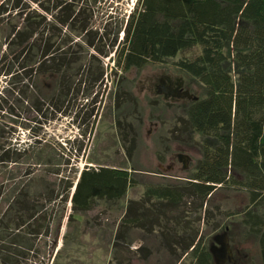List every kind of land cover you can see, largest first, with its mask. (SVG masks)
I'll return each instance as SVG.
<instances>
[{
	"label": "trees",
	"instance_id": "16d2710c",
	"mask_svg": "<svg viewBox=\"0 0 264 264\" xmlns=\"http://www.w3.org/2000/svg\"><path fill=\"white\" fill-rule=\"evenodd\" d=\"M99 1H0V25L8 28L0 69L8 81L0 97V264H55L53 250L43 251L39 240L44 230L49 236L53 219L58 217L60 224L65 216L64 207L49 211L53 201L64 206L70 202L73 211L87 212L94 200H120L137 185L128 169L106 165L86 167L76 183L67 180L59 192L46 179H23L20 165L35 157L34 148L15 142L1 123L5 115L19 118L17 112L24 107L52 121L73 97L89 98L107 72L96 68V55L114 56L116 67L128 72L161 64L196 46L202 47L201 54L178 65L200 81L205 97L189 105L184 124L213 142L203 146L190 189L161 186L149 194L175 208L186 193L203 207L219 189L245 192L249 203L243 223L246 233L256 236L264 264V216L256 210L264 205V0H138L127 18L114 22L109 16L111 21L104 24L96 18ZM84 45L93 48V61L86 58ZM50 79L55 80L53 92L42 93V84ZM138 221L124 218L122 226H139ZM163 238L173 245L169 235ZM58 239L56 233L53 245ZM183 245L187 251L192 248L193 264H214L203 244Z\"/></svg>",
	"mask_w": 264,
	"mask_h": 264
},
{
	"label": "rangeland",
	"instance_id": "374dc122",
	"mask_svg": "<svg viewBox=\"0 0 264 264\" xmlns=\"http://www.w3.org/2000/svg\"><path fill=\"white\" fill-rule=\"evenodd\" d=\"M137 3L138 0H100L98 23L116 22L115 18L120 22ZM1 26L0 69L8 31ZM73 35L75 40L77 33ZM122 37L120 33L118 43ZM84 47L86 58L93 61V48ZM201 52L202 47L196 46L161 64L128 72L116 67L114 54L112 59L95 54L96 68H106L107 72L100 88L88 93L89 98L82 94L78 99L73 97L52 121L24 107L17 112L19 118L5 115L1 120L18 145L34 148L35 157L20 165L23 179H46L49 187L59 192L67 180L76 183L86 167L106 165L128 169L137 181L122 199H96L87 212L73 211L70 202L65 206L59 201L48 204L50 212L53 207L65 209L63 221L59 224L58 217L53 219L49 236L44 230L39 237L43 251L53 250L55 264H193L192 248L184 249V242L195 241L215 252L221 250L226 239L231 256L215 264H262L258 240L246 233L243 223V211L249 203L245 192L219 189L203 207L197 197L186 193L183 203L175 208L149 194L161 186L190 189L203 146L213 142L184 124L189 105L196 97L204 98L205 93L200 81L178 63L194 60ZM229 68L234 71L232 62H228ZM7 82L1 75L0 97L7 91ZM54 84V79L45 80L42 93L53 92ZM91 109L94 112L88 117ZM134 144L130 156L128 151ZM10 204L8 200L6 206ZM256 210L264 216V205ZM157 216L158 224L154 223ZM124 218L139 219V226H122ZM56 233L59 239L53 245L51 239ZM163 234L170 236L173 245L165 243Z\"/></svg>",
	"mask_w": 264,
	"mask_h": 264
},
{
	"label": "water",
	"instance_id": "95a60500",
	"mask_svg": "<svg viewBox=\"0 0 264 264\" xmlns=\"http://www.w3.org/2000/svg\"><path fill=\"white\" fill-rule=\"evenodd\" d=\"M198 99L199 97H196L194 98L193 101H197ZM221 246H222L221 250H217L215 252L210 250V253L212 254L213 259H214V262H213L214 264L218 263V260H221V258L223 257H224V260H227V258L231 256L227 239L222 242Z\"/></svg>",
	"mask_w": 264,
	"mask_h": 264
},
{
	"label": "flooded vegetation",
	"instance_id": "af4514ba",
	"mask_svg": "<svg viewBox=\"0 0 264 264\" xmlns=\"http://www.w3.org/2000/svg\"><path fill=\"white\" fill-rule=\"evenodd\" d=\"M226 228H228V226H227ZM226 228H225V229H226Z\"/></svg>",
	"mask_w": 264,
	"mask_h": 264
}]
</instances>
